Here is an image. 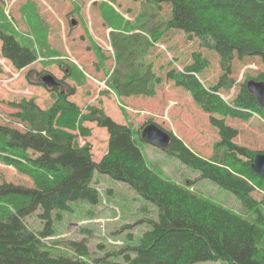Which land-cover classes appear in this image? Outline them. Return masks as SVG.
<instances>
[{"label": "rangeland", "instance_id": "rangeland-1", "mask_svg": "<svg viewBox=\"0 0 264 264\" xmlns=\"http://www.w3.org/2000/svg\"><path fill=\"white\" fill-rule=\"evenodd\" d=\"M169 3L154 0H4L0 3V28L12 33L26 47L37 50L38 59L30 66L19 69L3 56L0 39V123L23 129L15 115L13 102L35 98L41 108H49L56 99L45 86L39 85L36 73L27 78L30 69L47 72L76 87L70 99L82 109L96 105L102 107L116 121L128 124L142 150L148 166L160 176L184 186L194 193L226 208L264 228V183L253 182L254 204L247 206L232 190L211 178L202 177L200 170L181 160L177 155L162 149L138 133L142 126L153 120L168 132H173L196 153L210 158L221 137L211 124L210 115L196 102L193 94L169 78L171 69L186 73V78L197 84L202 98L209 105L226 103L251 110L249 119L226 118L227 124L238 129L229 151L242 160H250L248 151L264 152V116L257 112L255 98L243 91V83L264 72L260 56L235 57L232 61L233 80L230 88L214 89L224 75L221 57L212 48L202 44L198 37L189 38L178 29H167L165 21L172 15ZM115 31L110 35L111 31ZM119 32V33H117ZM139 32L138 35L129 34ZM155 35L156 38H152ZM150 42H149V41ZM131 46V47H130ZM130 47V48H129ZM117 48V50H116ZM129 51L124 54V51ZM116 52L121 64L134 58L150 66L160 77L156 93L119 97L108 84L116 66ZM195 53L208 60L198 73L186 71L196 60ZM71 66L76 79L69 78ZM91 135H79V142L91 144L93 157L101 160L108 146V131L96 122H84ZM220 149V148H219ZM30 151L26 161L39 172L54 171L68 163L57 161L44 154ZM255 159V158H254ZM254 161V160H253ZM73 166V163H72ZM90 184L98 190L97 199H68V187L63 193L52 196L54 206L48 210L39 199L36 209L25 215L27 225L34 231L42 230L47 222L53 225V235L46 238L55 252L70 255V241L85 240L89 252L87 262L100 264H126L127 255H135L131 247L138 245L140 237L158 220V206L128 182L116 179L98 170L87 172ZM50 176V175H49ZM39 176L17 169L0 160V184L23 187L26 191L12 190L17 195H32ZM0 195H6L0 193ZM63 200L64 204L60 202ZM46 214V216H44ZM260 220L263 221L260 222ZM56 241V242H55ZM264 247V237L258 241ZM193 264H233L225 259L204 260Z\"/></svg>", "mask_w": 264, "mask_h": 264}, {"label": "trees", "instance_id": "trees-1", "mask_svg": "<svg viewBox=\"0 0 264 264\" xmlns=\"http://www.w3.org/2000/svg\"><path fill=\"white\" fill-rule=\"evenodd\" d=\"M154 1L166 2L172 7V15L164 23L167 29L182 30L190 39L198 37L203 45L218 52L225 73L214 89L232 86L233 80L229 75L236 56H260L264 61V0ZM114 32L112 30L110 35ZM138 34L134 32L129 35ZM152 38L156 36L152 35ZM0 39L3 41V56L19 69L32 65L39 57L37 50L23 46L3 28H0ZM116 55L117 63L108 79L115 93L119 97L154 95L155 86L160 82L154 70L135 62L134 58L127 64L122 58L121 64L118 52ZM195 57V62L186 71L199 73L208 64L200 53H195ZM75 68L71 66L70 73H67L69 78H77ZM32 73L40 78L39 85L56 93V99L49 108H41L35 98L13 102L18 109L15 115L23 123V129L0 123V160L39 176L32 195L13 194L12 190L24 192L26 189L8 183L0 184V193L6 194L0 195V264H100L98 260L92 263L83 259L89 252L85 240L67 243L75 252L73 254L55 252L52 245L61 247V244H51L45 240L53 235L52 223L49 221L42 230L34 231L25 221V215L39 204L42 203L47 210L54 206L49 198L63 193L68 187L69 200L91 198L95 201L98 190L91 186L92 177L87 175V172L94 170L128 182L158 206V220L153 222L150 230L144 232L138 245L131 247L135 255L128 254L126 264H193L217 259H225L233 264H264V247L258 245V241L264 237V228L260 224L160 176L148 166L128 124L116 121L96 105L82 109L70 99L77 89L65 78L34 69L28 71L27 78L30 79ZM168 76L193 94L196 102L210 115V122L221 137L216 144L218 150L207 158L194 152L175 133L169 132L171 146L168 151L200 170L202 177L215 180L235 192L247 206H252L253 182L261 179L252 163L260 151H248L250 160H242L230 152L228 148L233 145L238 129L226 121L228 116L249 119L252 111L241 106L244 101H238L239 105L234 106L226 103L209 105L200 95L197 84L186 78V73L171 69ZM255 80L264 81V72ZM247 82L243 83V91L250 96ZM256 102L257 112L264 116V108ZM86 121L96 122L97 126L108 131L107 151L101 160L94 159L88 141L84 144L79 142V135L92 133L84 125ZM151 123L156 122L147 121L138 133L142 136L143 129ZM27 149L57 161L65 159L64 162L68 164L59 166L57 171L45 165L42 167L47 172H39L26 161L30 157ZM259 183L263 185L264 177ZM40 198L44 199L41 203ZM60 202L59 205H65L63 200ZM260 222L263 223L262 220Z\"/></svg>", "mask_w": 264, "mask_h": 264}, {"label": "water", "instance_id": "water-1", "mask_svg": "<svg viewBox=\"0 0 264 264\" xmlns=\"http://www.w3.org/2000/svg\"><path fill=\"white\" fill-rule=\"evenodd\" d=\"M248 91L256 98L260 106L264 108V81L251 79L247 83ZM142 136L150 143L168 150L171 146V135L156 123L147 125ZM253 169L262 177H264V152L257 153L253 163Z\"/></svg>", "mask_w": 264, "mask_h": 264}]
</instances>
